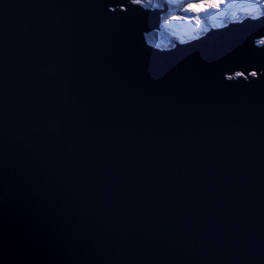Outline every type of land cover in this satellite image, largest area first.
I'll list each match as a JSON object with an SVG mask.
<instances>
[{"label":"water","instance_id":"water-1","mask_svg":"<svg viewBox=\"0 0 264 264\" xmlns=\"http://www.w3.org/2000/svg\"><path fill=\"white\" fill-rule=\"evenodd\" d=\"M130 1L0 0V264H264V16Z\"/></svg>","mask_w":264,"mask_h":264},{"label":"rangeland","instance_id":"rangeland-1","mask_svg":"<svg viewBox=\"0 0 264 264\" xmlns=\"http://www.w3.org/2000/svg\"><path fill=\"white\" fill-rule=\"evenodd\" d=\"M160 1L164 5L163 8H167L168 11L163 15H167V19L165 22L162 20L161 30L153 32L155 36L150 38L158 45L164 43L167 45L169 41L171 43L174 40L178 43H188L192 39L200 38L201 33H210L212 29H220L223 25L222 28L228 24H243L248 19L260 20L264 16V0H209L208 3L201 2V0H188L189 2L187 0ZM148 2L149 0L130 1L136 5ZM180 3L184 4L178 8ZM239 16L242 17L238 18ZM255 17H259V19ZM263 41L264 37L258 43L256 40L254 43L262 46L264 45ZM148 45L151 46L150 43ZM156 49L167 50L163 46L162 48L156 47ZM253 74L256 76L255 73ZM239 75L236 73L234 77H239Z\"/></svg>","mask_w":264,"mask_h":264},{"label":"trees","instance_id":"trees-1","mask_svg":"<svg viewBox=\"0 0 264 264\" xmlns=\"http://www.w3.org/2000/svg\"><path fill=\"white\" fill-rule=\"evenodd\" d=\"M164 1V0H163ZM139 2H141V0H139ZM140 5H142L145 9H157V8H161V9H163V4H161V1L159 0H149V2L148 3H143V4H140ZM242 16H239L238 18H241ZM167 19V15H165V16H163V22H165V20ZM155 36V34L154 33H151V34H149L148 36H146L147 37V41H148V43H150L151 45L153 44V45H155L156 47H159V48H162V46L164 47V48H171L172 47V45H173V42H171L170 43V41H169V43H167V45H165V43L164 44H156V43H154L150 38H153ZM175 42H177V41H175ZM264 42V41H263ZM258 43V42H257ZM259 44H262V43H259Z\"/></svg>","mask_w":264,"mask_h":264},{"label":"bare ground","instance_id":"bare-ground-1","mask_svg":"<svg viewBox=\"0 0 264 264\" xmlns=\"http://www.w3.org/2000/svg\"><path fill=\"white\" fill-rule=\"evenodd\" d=\"M183 1H184V0H183ZM187 2H189V1L187 0ZM185 3H186V2H185ZM183 4H184V3H180V4H178V8H181V7H179V6H182ZM139 5H140V4H139ZM140 6H141L145 11H155V10H161V11H163V10H164V8H163V9H161V8H159V9H158V8H157V9H145L142 5H140ZM176 7H177V6H176ZM166 9H167V8H166ZM166 13H167V12H166ZM166 13H164V14H166ZM164 14H162L161 17H160V18H162V19H161V21H160V29H159V31L161 30V24H162V20H163V17H162V16H163ZM251 16H252V15H251ZM253 16H254V15H253ZM224 24H225V23H224ZM228 25H229V24H228ZM223 26H224V25H223ZM223 26H222V27H223ZM217 27H218V26H217ZM222 27H220V28H222ZM226 27H227V26H226ZM208 29H209V28H208ZM206 31H208V30H206ZM154 32H156V31H154ZM157 32H158V31H157ZM152 33H153V32H152ZM150 34H151V33H150ZM201 34H202L201 37H203V36L206 35L207 33L204 32V33H201ZM144 37H146V34L144 35ZM198 37H199V35H198ZM201 37H200V38H201ZM263 37H264V35L261 36V37H259V38H257V39H256V43H257L261 38H263ZM200 38L192 39L190 42L196 41V40H198V39H200ZM146 40H147V39H146ZM172 42H173L172 47H171V48H165V49H167V50H168V49H172V48L175 47V45H178V44H180V45H184V44H186V43H178V42H175V40L172 41ZM188 43H189V42H188ZM256 45H257V44H256ZM151 46L154 47V48H156L155 45H153V44H152ZM257 46H260V45H257ZM250 75L253 76L254 74L252 73V74H250ZM243 78H244V77H243Z\"/></svg>","mask_w":264,"mask_h":264},{"label":"snow or ice","instance_id":"snow-or-ice-1","mask_svg":"<svg viewBox=\"0 0 264 264\" xmlns=\"http://www.w3.org/2000/svg\"><path fill=\"white\" fill-rule=\"evenodd\" d=\"M201 2H205V3H208L209 2V0H201ZM189 10H191V9H189ZM256 19H259V17H255Z\"/></svg>","mask_w":264,"mask_h":264}]
</instances>
